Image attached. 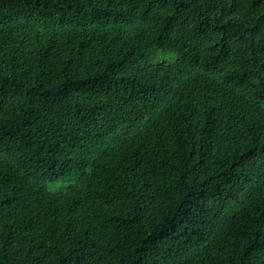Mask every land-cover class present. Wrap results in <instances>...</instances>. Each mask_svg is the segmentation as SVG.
Returning a JSON list of instances; mask_svg holds the SVG:
<instances>
[{"label":"trees","instance_id":"trees-1","mask_svg":"<svg viewBox=\"0 0 264 264\" xmlns=\"http://www.w3.org/2000/svg\"><path fill=\"white\" fill-rule=\"evenodd\" d=\"M0 264H264V0H0Z\"/></svg>","mask_w":264,"mask_h":264}]
</instances>
